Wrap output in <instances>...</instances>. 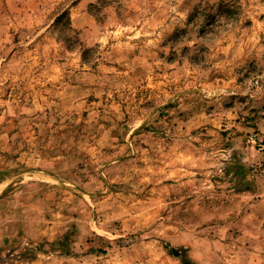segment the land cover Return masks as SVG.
<instances>
[{
    "label": "rangeland",
    "instance_id": "374dc122",
    "mask_svg": "<svg viewBox=\"0 0 264 264\" xmlns=\"http://www.w3.org/2000/svg\"><path fill=\"white\" fill-rule=\"evenodd\" d=\"M0 264H264V0H0Z\"/></svg>",
    "mask_w": 264,
    "mask_h": 264
},
{
    "label": "trees",
    "instance_id": "16d2710c",
    "mask_svg": "<svg viewBox=\"0 0 264 264\" xmlns=\"http://www.w3.org/2000/svg\"><path fill=\"white\" fill-rule=\"evenodd\" d=\"M173 253H175V254H176V252H174V250H173Z\"/></svg>",
    "mask_w": 264,
    "mask_h": 264
}]
</instances>
